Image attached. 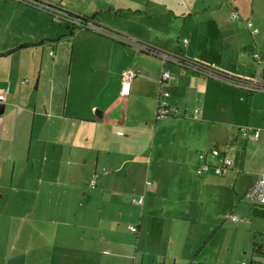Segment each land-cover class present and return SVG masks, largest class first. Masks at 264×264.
I'll use <instances>...</instances> for the list:
<instances>
[{"label":"crops","instance_id":"obj_1","mask_svg":"<svg viewBox=\"0 0 264 264\" xmlns=\"http://www.w3.org/2000/svg\"><path fill=\"white\" fill-rule=\"evenodd\" d=\"M40 1L0 0V264H264V204L245 198L264 167V0ZM48 4L115 37H66ZM215 148L229 170L198 175Z\"/></svg>","mask_w":264,"mask_h":264},{"label":"built area","instance_id":"obj_2","mask_svg":"<svg viewBox=\"0 0 264 264\" xmlns=\"http://www.w3.org/2000/svg\"><path fill=\"white\" fill-rule=\"evenodd\" d=\"M232 17L233 18H239V14L237 12H235L232 14ZM245 24L253 35H256L259 32V30L256 27H254L252 21L247 20V21H245ZM91 29L97 30L94 27H91ZM184 41H187V39H185ZM50 54L52 55L53 52H50ZM159 55H161L164 60H176L175 58L170 57L169 55H165V54H159ZM136 74H138V72H136L134 70H124L123 71V73H122V85H121V89H120V94L122 96L126 97L129 95L130 88H131V79ZM171 78H172L171 72L164 71L162 74L161 82L166 83ZM234 81L235 80H231V82H233V83H234ZM235 83L240 85V86H243L248 91L255 90V88H254L255 85L252 83H240V82H235ZM169 97H170L169 91L162 89L160 92V96L158 99V105H157V119L158 120L168 118L171 114V106L169 103ZM6 98H7V88L3 89L0 87V105H3L5 103ZM247 129H248L247 127H241V131L245 132ZM120 133H122V132H120ZM258 136H259V130L256 129L254 132V138H257ZM211 154L218 158L219 164L214 166V167H211L208 164H202L201 166H199L196 169V173L198 175L208 173L210 170H212L217 175H223L229 170L230 166L233 163L232 159L227 157L218 148L211 150ZM200 157L204 158L205 154H201ZM149 185H150V183H149ZM245 198L249 202H252V203L264 204V167L257 174L255 180L253 181V183L251 184V186L249 187V189L245 193ZM143 201H144L143 196L132 198V202L137 203V204H142ZM229 216L234 220L238 219V217L235 215L230 214ZM129 229L131 231L135 232L137 230V227L129 226ZM241 264H247V263L244 261V262H241Z\"/></svg>","mask_w":264,"mask_h":264},{"label":"trees","instance_id":"obj_3","mask_svg":"<svg viewBox=\"0 0 264 264\" xmlns=\"http://www.w3.org/2000/svg\"><path fill=\"white\" fill-rule=\"evenodd\" d=\"M25 2L29 4H33L35 6H39L42 4L40 0H24ZM48 8H53V10L58 11L60 13V20L62 21L63 25L67 29L68 33L65 34L66 37L71 36L77 29H86V30H93L91 27H94L97 29V31H101L102 33H106L108 35H112L113 33L116 34L114 30H112L109 27H102L99 26L96 21V15L94 14L92 16H84V15H79L73 12H70L68 10L63 9L60 6L56 5H47ZM115 37V36H113ZM23 47V46H19ZM149 50V49H147ZM158 55L160 54L159 51L156 52ZM182 60V59H181ZM196 67L201 68V70H206L207 68L203 65H198V64H192ZM255 252V251H254ZM256 253H259V251H256ZM264 253V252H263Z\"/></svg>","mask_w":264,"mask_h":264},{"label":"rangeland","instance_id":"obj_4","mask_svg":"<svg viewBox=\"0 0 264 264\" xmlns=\"http://www.w3.org/2000/svg\"><path fill=\"white\" fill-rule=\"evenodd\" d=\"M244 99H245V97H243V95L241 96V94H238L237 96H234L233 94H229L227 96L226 110H225L223 116L225 117L226 121H230L227 124L228 127H232L233 125H240V124H238L242 120L240 113L238 114V111L237 112L232 111L231 106H234L239 111H242L243 105L245 104ZM236 114H238V115L236 116Z\"/></svg>","mask_w":264,"mask_h":264},{"label":"water","instance_id":"obj_5","mask_svg":"<svg viewBox=\"0 0 264 264\" xmlns=\"http://www.w3.org/2000/svg\"><path fill=\"white\" fill-rule=\"evenodd\" d=\"M1 108H3V105H0Z\"/></svg>","mask_w":264,"mask_h":264}]
</instances>
